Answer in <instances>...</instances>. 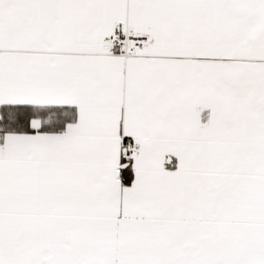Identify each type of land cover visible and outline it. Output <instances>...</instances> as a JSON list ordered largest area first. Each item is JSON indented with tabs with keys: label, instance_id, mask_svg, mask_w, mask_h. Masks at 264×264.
<instances>
[{
	"label": "snow or ice",
	"instance_id": "1",
	"mask_svg": "<svg viewBox=\"0 0 264 264\" xmlns=\"http://www.w3.org/2000/svg\"><path fill=\"white\" fill-rule=\"evenodd\" d=\"M0 264H264V0H0Z\"/></svg>",
	"mask_w": 264,
	"mask_h": 264
}]
</instances>
